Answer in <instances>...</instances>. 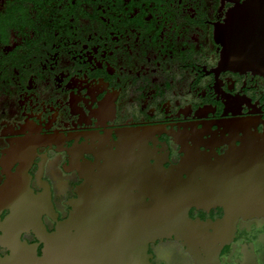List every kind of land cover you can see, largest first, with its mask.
<instances>
[{"label": "flooded vegetation", "instance_id": "flooded-vegetation-1", "mask_svg": "<svg viewBox=\"0 0 264 264\" xmlns=\"http://www.w3.org/2000/svg\"><path fill=\"white\" fill-rule=\"evenodd\" d=\"M245 1L0 0V198L27 192L18 226L12 204L0 210L2 258L15 254L10 230L36 264L64 228L125 233L121 206L83 202L95 179L131 178L126 160L149 171L136 179L174 193L175 178L200 182L241 139L264 135V75L223 63L216 36ZM130 182L133 194L149 186ZM102 208L96 221L89 211ZM183 212L197 236L150 240L144 264H264V217L222 236L224 206Z\"/></svg>", "mask_w": 264, "mask_h": 264}, {"label": "water", "instance_id": "water-1", "mask_svg": "<svg viewBox=\"0 0 264 264\" xmlns=\"http://www.w3.org/2000/svg\"><path fill=\"white\" fill-rule=\"evenodd\" d=\"M225 22L216 30L217 41L223 46V63L235 69L244 67L264 75V0H246L236 4L228 11ZM241 142L240 146H234L225 155L219 156L214 169L205 167L204 170L203 167L200 172L204 179L200 182L182 185L175 178L174 193H161L158 186H150L151 181L147 178L136 179L134 172L144 174V171H149L144 164L138 167L134 161L129 164L126 160L125 172L131 178L127 176L119 180L112 177L108 181L106 178L95 179L93 184L97 186L94 195L89 194L91 199L83 202V205L103 208L121 206V213L126 215L125 233L108 241L103 226H93L86 230L82 227L80 231L84 233H80L78 238L70 233L69 228H64L59 234L49 237L48 250L41 263L144 264L150 240L170 231L188 237L197 236L195 232L198 233V226L186 225L188 221L183 211L189 204L213 202L224 206L225 218L216 223L222 236L230 232L233 235L241 217H264V135L249 134ZM130 167L135 169L131 171ZM130 181L142 182L144 186L149 184L148 189L144 187L142 192L133 194ZM23 188V185H16V194L0 198V210L6 204L15 207L14 228L20 224L18 215L23 211L27 193ZM147 197L154 201L146 203ZM103 208L89 213L94 214L97 221V215L107 213ZM62 235L64 239L60 240ZM6 240L15 247V254L11 258L0 256V264H36L39 261L18 242L13 230L9 231ZM34 255L37 256L36 253Z\"/></svg>", "mask_w": 264, "mask_h": 264}]
</instances>
